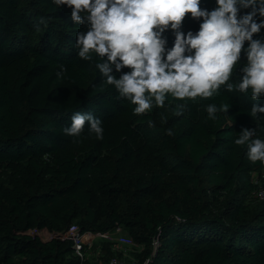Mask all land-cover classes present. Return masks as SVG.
I'll return each mask as SVG.
<instances>
[{"label":"trees","instance_id":"1","mask_svg":"<svg viewBox=\"0 0 264 264\" xmlns=\"http://www.w3.org/2000/svg\"><path fill=\"white\" fill-rule=\"evenodd\" d=\"M201 7L211 10L215 0ZM189 16L182 29L195 32L199 21ZM86 30L53 0H0V264H106L121 256L96 241L100 257L82 262L73 240L40 236L74 226L123 228L143 249L141 264H264V200L255 193L264 189V163L234 143L244 127L258 137L264 115L251 112L264 96L235 88L243 51L211 97L167 95L163 107L135 114L96 69L99 57L77 55L75 34ZM210 103L228 107L212 119ZM78 111L100 118L101 139L87 122L79 136L63 132Z\"/></svg>","mask_w":264,"mask_h":264},{"label":"clouds","instance_id":"2","mask_svg":"<svg viewBox=\"0 0 264 264\" xmlns=\"http://www.w3.org/2000/svg\"><path fill=\"white\" fill-rule=\"evenodd\" d=\"M53 3L67 6L73 23L86 25V31L75 34L77 55L91 60L94 52L99 57L96 69L121 98L135 105V114L146 112L153 103L163 107L167 95L179 99L211 97L229 81L242 51L247 63L239 69L242 75L235 88L250 90L253 100L264 96V38H254L264 29V0H215L216 7L211 10L201 7L202 0ZM188 14L199 21L195 32L182 29ZM168 31L174 36L171 46ZM125 68L128 71H122ZM64 70L61 65L58 79ZM114 73H120L119 77ZM226 87L231 90L234 85L227 83ZM227 107L210 103L205 110L215 119V114ZM251 112L264 114V105L254 103ZM86 122L89 133L101 139L102 121L91 112H75L63 132L79 136ZM234 143L247 146L249 160L264 163V140L255 137V128H242Z\"/></svg>","mask_w":264,"mask_h":264},{"label":"rangeland","instance_id":"3","mask_svg":"<svg viewBox=\"0 0 264 264\" xmlns=\"http://www.w3.org/2000/svg\"><path fill=\"white\" fill-rule=\"evenodd\" d=\"M258 137L262 140H264V115L261 118V120L258 122ZM8 171V170H4ZM77 231H79L78 227L75 226L71 230L61 233H51L47 230L41 231L40 236L43 240L47 241L55 236H63L66 238L67 236L74 235ZM99 242H105L109 243L113 249H116L119 252H125L129 256H136L142 254V248L135 245L131 239V237L128 235L127 231H125L123 228H118L114 231L108 232L103 234L102 237L97 238ZM88 254L91 255V257L95 258L100 257V252H93L90 251Z\"/></svg>","mask_w":264,"mask_h":264},{"label":"built area","instance_id":"4","mask_svg":"<svg viewBox=\"0 0 264 264\" xmlns=\"http://www.w3.org/2000/svg\"><path fill=\"white\" fill-rule=\"evenodd\" d=\"M255 193L258 198L264 200V189L262 187H259ZM102 236L103 234L101 233H93V232L81 233L80 231H77L74 235L67 236L66 238L73 240L74 252L81 259V261L84 262L89 258H91V255L88 253L90 251H93V246L95 242L98 241L97 238ZM113 250L116 251L117 253H120L121 256L112 257L111 259L108 260L106 264H141L136 256H129L125 252H119L116 249ZM144 264H146V262Z\"/></svg>","mask_w":264,"mask_h":264}]
</instances>
